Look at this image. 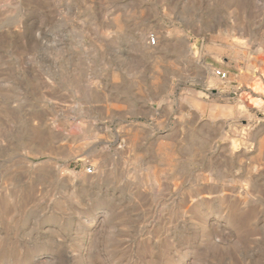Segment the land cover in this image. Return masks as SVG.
Wrapping results in <instances>:
<instances>
[{
	"label": "rangeland",
	"instance_id": "1",
	"mask_svg": "<svg viewBox=\"0 0 264 264\" xmlns=\"http://www.w3.org/2000/svg\"><path fill=\"white\" fill-rule=\"evenodd\" d=\"M263 69L264 0H0V264H264Z\"/></svg>",
	"mask_w": 264,
	"mask_h": 264
},
{
	"label": "bare ground",
	"instance_id": "2",
	"mask_svg": "<svg viewBox=\"0 0 264 264\" xmlns=\"http://www.w3.org/2000/svg\"><path fill=\"white\" fill-rule=\"evenodd\" d=\"M251 78H249L250 79V83L248 85L249 86V89L253 93L257 94V95H263L264 94V89H263V86H264V69L262 70L260 77L259 76L258 77L256 76V77H251ZM255 105L256 106H259L260 103L259 102H255Z\"/></svg>",
	"mask_w": 264,
	"mask_h": 264
},
{
	"label": "built area",
	"instance_id": "3",
	"mask_svg": "<svg viewBox=\"0 0 264 264\" xmlns=\"http://www.w3.org/2000/svg\"><path fill=\"white\" fill-rule=\"evenodd\" d=\"M149 44L151 45V46H155L156 44H157V38H155V37H150L149 38ZM216 75L220 78V79H222V80H226L227 78H228V73L227 72H225V71H223V70H216ZM90 173H92L93 172V169L92 168H89V170H88Z\"/></svg>",
	"mask_w": 264,
	"mask_h": 264
}]
</instances>
